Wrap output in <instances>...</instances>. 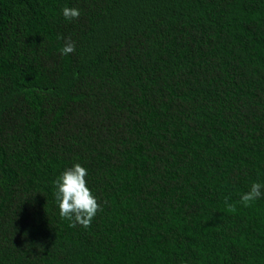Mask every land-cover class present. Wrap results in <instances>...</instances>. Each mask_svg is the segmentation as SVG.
<instances>
[{
  "label": "trees",
  "instance_id": "1",
  "mask_svg": "<svg viewBox=\"0 0 264 264\" xmlns=\"http://www.w3.org/2000/svg\"><path fill=\"white\" fill-rule=\"evenodd\" d=\"M0 264H264V0H0Z\"/></svg>",
  "mask_w": 264,
  "mask_h": 264
}]
</instances>
